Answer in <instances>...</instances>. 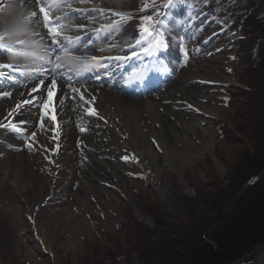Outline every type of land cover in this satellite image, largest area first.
<instances>
[{"label": "bare ground", "instance_id": "1", "mask_svg": "<svg viewBox=\"0 0 264 264\" xmlns=\"http://www.w3.org/2000/svg\"><path fill=\"white\" fill-rule=\"evenodd\" d=\"M108 3L107 0H0V64L11 65L0 67V128L11 129L12 122L19 119L21 122L14 130L29 138L26 143L18 138L3 139L14 150H6L8 156L0 164L19 189L32 184L35 169L40 167L41 148L49 151L50 186L67 180L72 166L83 155L82 165L76 168L79 189L94 190L95 184L90 181L102 183L99 175L117 169L115 162L125 150L140 159L152 178L158 180V174L153 172L160 162L175 165L182 156L184 163L190 164L212 146V140H204L208 131L204 121L214 112L206 101L207 95L195 87L214 79L207 73L186 70L184 77L165 92L141 98L128 96L125 89L105 85L67 86L69 77H77L87 68L117 74L132 58V51L149 42L144 17L112 18L107 13L123 10L117 7L111 11ZM46 6L55 11L49 18L51 26L61 31L58 39L71 36V43L51 42L48 28L43 26L44 14L40 12ZM120 27L118 33L112 31ZM3 46L12 52L7 53ZM9 74L19 78H9ZM180 96L186 102L180 101ZM184 105L199 113L189 114ZM76 111L86 117L76 122ZM90 129L96 131L90 135ZM4 149L0 146V152ZM218 166L222 169L220 163ZM73 197L77 199L81 194L76 192ZM42 206L41 203L35 206L34 211L40 212ZM39 222L45 228V221ZM46 232L49 229L45 228V239ZM254 264H264V257Z\"/></svg>", "mask_w": 264, "mask_h": 264}, {"label": "rangeland", "instance_id": "2", "mask_svg": "<svg viewBox=\"0 0 264 264\" xmlns=\"http://www.w3.org/2000/svg\"><path fill=\"white\" fill-rule=\"evenodd\" d=\"M107 1L111 11L117 7L123 10L120 18L152 17L144 26V29L152 33L151 48L146 49L144 46L133 51L135 59L120 74L119 82L129 86L135 81H142V75L147 73L149 67V57L156 59L155 63L161 71L169 70L167 65L175 71L173 80L150 96L165 92L171 84L184 77L186 70L207 73L214 78L195 86L207 95L206 101L214 112L213 116L204 121L208 127L204 140H212V146L190 164H185L182 156L176 160L175 165L160 162V167L153 172L158 174V180L152 178L151 172L140 159L132 157L129 150H125L120 154L119 161L115 162L117 169L99 175L103 179L102 183L90 181L95 184L94 190L79 189V173L76 168L82 165L83 155L72 166V173L67 176V180L50 186L52 166L48 163L49 151L41 148L38 152L39 170L35 169L36 174L31 175L32 184L27 183L26 189H19L0 164V264H91L88 260L90 256L99 250L113 247L112 242L117 238L120 240L117 251H122L128 243L124 240L126 230L121 227L129 221L130 215L139 221L150 222L140 206L153 203L164 212L175 213L176 196L177 199L179 195L194 198L196 191L199 192L196 189L198 187L208 189L211 182L222 185L235 152L251 144L246 134L239 132L244 121L240 107L246 102L250 104L253 93V89L248 87L250 78L247 75L251 73L246 71L242 48L234 45L235 42L226 32L221 34L219 31L211 37V29L208 27L203 31L194 30L195 34L186 33L184 37L176 34L177 37H172L170 34L166 42H163L169 49L165 52L155 51L153 54V50L159 47L154 42L161 34L159 23L164 16V7L159 3L164 0ZM116 13L112 12L110 17L119 18ZM194 26L191 23L188 28ZM181 27L182 23L178 29ZM121 30L120 27L112 31L118 33ZM196 33L201 34V38L196 39ZM134 74H138L139 78L133 79ZM85 75H89L92 87L99 85L102 79L108 81L104 72L95 75L87 72ZM229 91L233 93L232 96L228 95ZM127 95L136 98L145 96L131 92ZM180 101L186 102L181 96ZM186 107L191 115L199 113ZM75 114L78 117L76 122L86 117L79 111ZM20 122L17 119L12 125ZM1 129L0 146L5 149L0 152V162L8 156L6 150H14L13 146L5 145L3 139L18 138L22 143L29 139L27 135H18L13 127L10 130ZM92 131L96 130L90 129L88 133L92 135ZM76 192L81 197L75 199L73 194ZM40 203L43 205L40 212L38 209L34 211V207ZM39 217L45 221V228L49 229V233L46 232L47 239ZM63 224L64 231L61 228ZM261 257H264V251L259 252L251 261L244 259L237 264H254Z\"/></svg>", "mask_w": 264, "mask_h": 264}, {"label": "trees", "instance_id": "3", "mask_svg": "<svg viewBox=\"0 0 264 264\" xmlns=\"http://www.w3.org/2000/svg\"><path fill=\"white\" fill-rule=\"evenodd\" d=\"M187 1L191 21L200 23L193 30L226 32L245 54L253 93L240 107L239 132L251 144L235 152L222 185L198 187L194 198L176 196L175 213L140 206L150 222L130 215L121 227L128 245L117 251V238L90 256L91 264H237L264 251V0Z\"/></svg>", "mask_w": 264, "mask_h": 264}, {"label": "snow or ice", "instance_id": "4", "mask_svg": "<svg viewBox=\"0 0 264 264\" xmlns=\"http://www.w3.org/2000/svg\"><path fill=\"white\" fill-rule=\"evenodd\" d=\"M40 12L44 14V27H47L48 28V35L52 37V43L53 44H58V45H63L65 41L71 43L73 41V37L71 36H63L62 39H58V37L61 36V31L59 28H55V27H52L51 26V20L49 18V15H48V12L45 11V8L44 7H41L40 8ZM31 15L33 17L36 16V13L35 12H32ZM116 15H122L121 13H116ZM53 19H59V17H54ZM144 20H151L152 17H144L143 18ZM37 23H39V21H37ZM145 32H147L149 35H151L152 33L149 32V30L147 28H145ZM76 39H79V37H77ZM157 46H164L163 44V37H162V33L160 34V38L157 39L155 42H154ZM7 53H11L12 52V49L11 48H7V46H3ZM65 51L67 52V48H65ZM57 59H59V57H57ZM93 59H95V57H93ZM0 67H11V65H7V64H0ZM59 67V66H58ZM133 79H138V74H134ZM41 84L44 83L43 80L40 81ZM51 84L52 86L55 85V80H52L51 81ZM36 89L33 88V91H35ZM6 95H10V93H5ZM49 94H51V89H49ZM15 127V126H13ZM18 131V130H17ZM34 135V134H33Z\"/></svg>", "mask_w": 264, "mask_h": 264}]
</instances>
